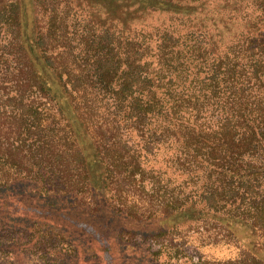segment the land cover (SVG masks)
Wrapping results in <instances>:
<instances>
[{"label":"trees","instance_id":"1","mask_svg":"<svg viewBox=\"0 0 264 264\" xmlns=\"http://www.w3.org/2000/svg\"><path fill=\"white\" fill-rule=\"evenodd\" d=\"M102 206L264 264V0H0V218L58 219L114 264Z\"/></svg>","mask_w":264,"mask_h":264},{"label":"rangeland","instance_id":"2","mask_svg":"<svg viewBox=\"0 0 264 264\" xmlns=\"http://www.w3.org/2000/svg\"><path fill=\"white\" fill-rule=\"evenodd\" d=\"M11 187L16 193L21 190L26 197L21 204L46 202L35 196L39 191L35 182L25 180ZM53 202L59 206L67 204L57 197ZM104 209L100 207L88 218L82 211L73 212L103 232L110 230L114 264H207L210 259L234 256L238 250L208 237L209 232L205 236V229L194 226L190 220L176 226L156 222L147 227L131 226L125 225L126 219L121 214L107 213ZM10 212L0 218V264H105L103 249L91 234L35 212Z\"/></svg>","mask_w":264,"mask_h":264}]
</instances>
